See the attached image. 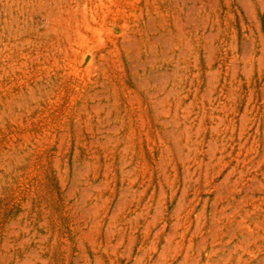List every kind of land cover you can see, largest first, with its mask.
<instances>
[{"label": "rangeland", "instance_id": "374dc122", "mask_svg": "<svg viewBox=\"0 0 264 264\" xmlns=\"http://www.w3.org/2000/svg\"><path fill=\"white\" fill-rule=\"evenodd\" d=\"M0 264H264V0H0Z\"/></svg>", "mask_w": 264, "mask_h": 264}]
</instances>
